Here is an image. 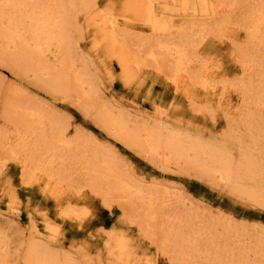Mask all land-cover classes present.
<instances>
[{
  "label": "rangeland",
  "instance_id": "obj_1",
  "mask_svg": "<svg viewBox=\"0 0 264 264\" xmlns=\"http://www.w3.org/2000/svg\"><path fill=\"white\" fill-rule=\"evenodd\" d=\"M228 1L226 4L217 0H162L163 3L159 1L157 16L164 25L158 34L149 31L147 25L134 16L130 0H98L99 3L91 10L79 13L78 29L70 30L69 33L72 45L70 60L75 64L73 72L76 73L73 74H79L82 78L85 75L83 79L92 85L90 87L88 83L94 92V98L93 95L85 97L82 91L68 88L69 86L57 90L47 88L46 78H35L31 72L23 71L22 67L2 55L0 50V138L5 136L11 139L16 134L14 132L20 130L17 120L21 115L18 114L15 119L8 106L13 103L17 108L27 105L42 110L47 120L52 118L63 127L70 140H81L83 143H79L77 147L76 141L74 148L70 149L76 156L69 149H63L59 155L55 154L56 157L53 153L39 157L40 151L31 149L29 153H36L38 162L36 165L31 164L34 168L30 169L29 176L24 175L23 170L12 160L6 168L0 167V264H28L32 246L48 247L47 250L55 254L60 264H227L245 248L246 264H264V259L258 262L259 257L255 254L260 251L256 247L260 240L258 238L264 235V204L260 203L264 200L242 192L237 188L235 181L227 185L222 183L217 176L214 177L195 165L184 161L178 163L168 156L163 157V154L158 157L150 156L139 146H133L120 139L115 131L107 128L101 121L102 115L110 113L114 118L125 119L130 130H161L164 138L171 133H178L193 141L201 140L203 144L225 147L235 162L242 160L244 154L249 151L251 141L256 135L259 136V129H264V100L261 102L263 105L260 104L259 109H255L256 106L252 104L254 100L251 98L252 101L248 102L246 94L244 93V97L242 93L243 90L240 92V89H237L250 85V82H254V87L258 85L259 88L261 83L260 87L263 86V81L256 75V68L253 70L247 64L243 67L242 61L243 52L247 50V61L255 57L258 61L263 59L264 62V41L254 42V46H251L248 42V32L246 34L251 26V16L249 20L246 18L255 10L257 4L264 5V0ZM234 2L236 3L233 4ZM216 4L223 5L219 7V13L214 11ZM117 19L118 21H115ZM102 24H109L111 29L116 28L115 37L123 45L125 43L124 46L131 47L134 52L138 50L139 44L142 45L146 41L143 47L146 50L149 49L148 45L158 44L160 41L176 52L177 47H181L187 39L185 47L189 50L188 55L195 60V67L197 64L193 69L195 82L190 81L191 83L186 85V91L181 88L180 93L175 92L166 81L164 72L157 70L148 61L145 65L146 60L141 58L142 54H139L142 62L133 57L139 64L134 62L130 52L126 53L129 48L124 47V54L128 55L130 62L133 61L130 65L132 75L127 77L116 60L112 46L101 36ZM210 27L221 28L219 33L212 35ZM200 28H207L204 30L207 31V38L209 37L206 48L197 47L198 35H202L198 32ZM178 33L181 35L178 36ZM55 54L56 52L52 51L47 55L45 60L48 59V62L44 63L56 66ZM163 63L166 65H163V68L169 72L171 65L167 59ZM41 79L44 80L41 82ZM199 80L219 89L224 85L228 87L225 96L227 99L223 105L204 98V90L196 86ZM255 80L257 83L260 80L259 84L256 85ZM235 88L239 92H235ZM171 99L174 104L168 106L167 103ZM251 129L253 131H250ZM241 132L250 138L247 139L244 135L245 138ZM261 135L263 136L264 132ZM7 138L3 139V144L0 143L2 163L10 157L5 141ZM262 139L264 136L260 138L255 150L259 157H263L264 163ZM74 149L79 150L81 156ZM61 154L66 157L63 155L61 158ZM98 154V159L102 160V156L104 159L108 158L105 159L109 162L108 166L116 165L114 167L120 173L117 175L131 182L135 188L140 187L144 192H149V195L154 194L152 198L153 204L156 202L153 206L155 218L147 219L151 208L147 205L149 202L143 204L135 199L129 201L132 198L119 192H112L111 198L107 200L105 182L110 177L107 175L105 178V175L98 174L99 160L93 159ZM25 157L29 161L31 154ZM88 158L91 162L94 160L93 165ZM45 160L53 164L56 162L55 167L52 163L46 164ZM37 165L39 168L35 169ZM34 178L36 182L32 184ZM48 183L54 186L58 184L56 187L64 190L62 195L54 197L53 194L44 193V190L48 189L45 188ZM233 183L237 185L234 186ZM95 191L99 192L95 194ZM69 206L86 214L84 224L80 225L79 222L61 216L62 211H67ZM51 229L52 233L49 232ZM209 231L213 233L210 234ZM181 236L191 242V252L186 253L185 259ZM115 244H118V247Z\"/></svg>",
  "mask_w": 264,
  "mask_h": 264
},
{
  "label": "bare ground",
  "instance_id": "obj_2",
  "mask_svg": "<svg viewBox=\"0 0 264 264\" xmlns=\"http://www.w3.org/2000/svg\"><path fill=\"white\" fill-rule=\"evenodd\" d=\"M94 1H96V2H94ZM130 1H131V4H133L132 11H134V13H133L134 16L136 15L137 19L140 22H143L144 24H146L147 29L149 31L153 32L154 34H158L160 31H162L164 24H162V22L159 21L158 16H157V4L159 1L162 2V0H130ZM163 1L165 2V0H163ZM217 1L223 2L224 4H226V2L228 0H217ZM246 1L245 2L242 1V2L246 3ZM257 1H259V0H257ZM98 3H99L98 0H0V50L3 52L2 55H4L7 59L11 60L15 64L22 67L24 69L23 71L27 70L28 72H31L32 74H34L35 78L36 77L37 78H43V77L46 78L47 82L44 81V82H46L45 86L51 90H57L59 88H62L63 86L64 87L69 86L68 88H72L75 90L82 91V95L85 97H87L88 95L92 97V95L94 93L91 91V88H90L92 85L88 82L90 84V87H89L88 83L83 79L85 75L83 76V78H82V76H78L79 74L77 76L74 75L76 72L75 73L73 72V68H75L73 66L75 64L73 63V61L70 60L71 54H72V50H71L72 45H71L69 33H70V30L78 29L77 28L78 27V25H77L78 14L81 12L84 13L83 11H86V10H91ZM235 3L236 2H234L233 4H235ZM216 6H217V4H216ZM216 6L214 7V11H215V13H219V7L221 8L223 5L220 4L219 6H217V7ZM223 9H222V11H223ZM253 9H254V7H253ZM87 13H88V11H87ZM103 15L105 16V14H103ZM247 16H248V14H247ZM250 16H251V21L249 24L251 26H249V30L246 31V34L248 32L249 44L251 46L252 45L254 46V42L256 43V42L264 41L263 40L264 39V36H263L264 35V33H263V31H264V5H258L257 4L255 6V10H252L251 14H249V16L246 19L249 20ZM79 20H81V19H79ZM115 21H118V19ZM206 23H204V24H206ZM215 23H217V22H215ZM186 26H187V24H186ZM219 28H221V27H218L217 29L216 28L211 29V27H210L209 29L212 30L211 34L215 35L216 33H219ZM112 29L110 28L109 24H102V27L100 28V30L102 32L101 36L103 39L106 40L107 44H110L112 46V50L115 52L116 60L119 64L121 70L124 72V74L127 77H130L132 75L130 65L133 64V61L136 63H138L137 60L142 62L141 58L142 59L144 58L146 60V62L144 61L145 65L148 61V62L152 63L153 66H155V68L157 70L164 72V74H166L167 78H165V79L167 82L170 83V86L172 87V89L175 92H178L181 88H184L186 91V89H187L186 85H188V83L190 81L195 82L194 81L195 80V78H194L195 74L193 73V69L195 67V60L190 58L188 55L189 50H188V48L185 47L187 39L183 42V45L181 47L176 46L177 47V49H176L177 51L175 50L176 52H174V49H172V47L169 48L168 46H166L162 42L160 43V41L157 42L158 44L155 43V44L148 45L147 48H149V49H147V50L143 48L147 42L146 41L142 45L139 44V48L137 47L138 50H136V52H134L133 49H131V47L129 48V47L124 46L125 43L123 42L124 43V45H123L122 42L120 40H118L117 37H115L114 31L115 30L117 31V29L116 28L115 29L112 28ZM120 29L121 28H119V30ZM164 29H166V28H164ZM206 29H204V30H206ZM177 30H179V29H177ZM204 30L203 29H201L200 31L198 30V32H201L202 35H198L199 42L197 43V47L202 46L203 48L204 47L206 48L208 46L207 41H209V40H207V39L209 37L207 38V36H208L207 31L205 32ZM235 31H237V30H235ZM180 33H183V32H180ZM184 33H186V32L184 31ZM184 33H183V35H185ZM179 35H181V34L178 33V36ZM178 36H176V38ZM154 41H155V39H154ZM168 42H170V41H168ZM150 43H152V42H150ZM124 47L129 48V50H127L126 53L130 52L129 54L131 55L132 59H133V57H134V59H137V60L133 59V61H131L132 64L129 61V58L127 57L128 55L124 54V52H125L123 50ZM193 47H194V45H193ZM52 51L56 52L55 60L57 61V63H56L57 65L53 66V67L51 66L52 64L48 63L50 65L49 66V65L44 63V61H46L45 58ZM139 54L140 55L142 54L141 58H140ZM243 55H244V58H243L244 60L242 61L243 67H245V64H247V66L251 67L253 70L256 68V71H255L256 75L263 81V86L260 87L262 84L261 83L259 88H258L257 84H259L260 80H258V83L255 80L257 88L254 87L255 86V85H253L254 82H250V85L249 84L243 85L241 87H238L237 89H240V92H241V90H243L242 93H243V95H244V93L246 94V96L248 98V102H250L249 100H251V98H252L254 100V102L252 104L256 106L255 109L257 107L259 109L260 104L263 105L262 103H264V101H263L264 100V62L262 61L263 59L262 60L260 59V61H258L255 57L254 58L252 57L251 61H247V59L249 57L247 55V50H245L243 52ZM62 56H64V57L62 59H60ZM48 58H49V56H48ZM165 59H167V61L171 65V69L169 70V72H166V70L164 69L165 67L163 68V65H165V63H163ZM46 62H48V59ZM197 63H198V61H197ZM143 66H140V67L143 68ZM196 67H197V64H196ZM248 67H246V68H248ZM207 68H209V67H207ZM211 69H212V67H211ZM244 70H245V68H244ZM195 71L196 70H194V72ZM246 71H248V70L246 69ZM158 73H160V72H158ZM205 74H206V72H205ZM242 74H244V72ZM253 74H254V72H253ZM246 75H247V73H246ZM87 78H88V75H87ZM87 78H86V80L88 81L89 78L88 79ZM259 78H257V79H259ZM43 80L44 79H41V82ZM249 80H251V79L249 78ZM253 80H251V81H253ZM209 83H211V82H209ZM197 85L200 86V88L202 90H204V93L206 94L204 96V98L206 100H212L215 103H221L222 104L227 99L225 96H226V93H228V87L226 88L225 85L223 88L219 89L215 85L208 84V82H206V81L204 82V81H200V80L196 82V86ZM253 88H255V89H253ZM237 89L235 90V92H239V90H237ZM90 91H91V93H90ZM179 93H180V91H179ZM185 96H188V95H185ZM244 97H245V95H244ZM93 98H94V95H93ZM191 103H192V101H191ZM170 104H172V105L174 104L172 99L169 100V102L167 103L168 106ZM243 104H246V103H243ZM193 105H195V104H193ZM8 106L10 108V111H12L14 113L15 119L18 118V114L21 115V116H19L20 118H18V120H17V124L19 125L20 130L14 132L16 134L11 139L7 138L5 136L3 138H0V143H2V144L4 143L3 139L7 138L5 141H6L7 149H9V152H10L9 153V155H10L9 160L6 159L7 161H4L3 163L0 162L1 169L6 168L8 166L9 161L12 160V161H14V163L16 162L15 164H17L21 168V170H23L24 175L26 174L27 176H29V174L31 173L30 169L34 168L31 166V164L34 165L33 163H35V165H36V163L38 162V159H37L38 155L36 153H33V152L29 153L31 149L35 150V151L36 150L40 151V153L42 152V154L38 153L39 157H40V155L46 156L50 153H53V156H54L55 154H58L59 152L63 151V149H66V150L67 149H69V150L73 149L75 142L78 141V140H70L67 137V134L65 135L66 131L63 130V127L61 125L59 126L58 122L53 120L51 117H50L51 119L47 120L44 116L45 113L42 110L35 109V108L27 106V105L23 106V108L22 107L17 108L15 106V104H13V103H10ZM248 106H250V105H248ZM263 107H264V105H263ZM245 108L246 107H244V109ZM242 110H243V108H242ZM19 111L21 113H19ZM261 111H262V109H261ZM250 112H251V110H250ZM236 113L237 112H235V115H236ZM259 113H261V112H259ZM259 115H261V114H259ZM225 116H226V114H225ZM245 116H247V118H248V113H246ZM239 118H241V117H239ZM256 118H255V120H256ZM242 119L243 118H241V121H244ZM245 120H247V119H245ZM101 121L103 122V124H105V126H107V128L113 130V132L115 131L120 139H122L126 143L128 142L129 144H131L133 146H139L140 148L145 150L146 154H148L150 156H155V157L157 156L158 157V155L163 154V157H164V155L168 156L169 158H171L172 160H175L178 163L181 161H184L186 163L195 165L197 167L202 168L206 173L213 175L214 177L217 176L218 180L221 181L222 183L227 185V183L230 184V182L235 181L238 185L236 183H233V185L235 186V184H236L237 188L240 189L242 192L249 194L252 197H257V198H261L262 200H264V163H263V159H262L263 157H259L258 156L259 153H256V150H255V148L257 147V144L259 143L260 138H263V136H264V135L263 136L261 135L264 132V129H263L264 127H262L263 130H261V128L259 126V128H260L259 132H258L259 136L256 135L255 138L253 139V141H251L252 144H251V146L248 147L249 151H247L244 154V157L242 160H240L239 162H235L230 157V155H229L230 152L227 151L228 149L226 150L225 147H216L213 145L203 144L201 140L200 141H193L192 139L190 140L188 137L187 138L182 137L178 133H171L167 137L164 138V137H162V134L160 132L161 130L160 131L149 130L147 128L146 129L137 128L135 130H130L125 119L120 118V117L114 118L112 116V114H110V113H108L107 115H102ZM250 121L251 120H249V122ZM255 124H258V123L255 122ZM250 127H251V124H250ZM246 128H248V127H246ZM252 128H253V126H252ZM248 129H250V128H248ZM253 129H257L256 126ZM250 131H253V130L251 129ZM261 131H262V133H261ZM231 134H232V132H231ZM239 134H240V132H239ZM229 135H230V133H229ZM242 135L244 136L245 134L242 133ZM248 137H247V139L250 138V137L249 138ZM233 138H235V137H233ZM236 139H238V138H236ZM240 139H241V137L238 139L239 143H240ZM262 140L264 141V139H262ZM243 141H245V140L243 139ZM76 143H77L76 146L79 147V145H80L79 143H82V141L79 140ZM247 143H245V144H247ZM244 145H242V146H244ZM245 146H247V145H245ZM84 147L87 148L86 146H84ZM79 149H81V148H79ZM243 149L245 150V148H243ZM66 150H65V152H66ZM262 150L264 151V149H262ZM75 151L79 153V150H75ZM71 152H73V151H71ZM84 152L86 153V150H84ZM96 152L94 151V153H96ZM66 153H68V151ZM85 153H84V155H85ZM29 154H31V158L28 161V159L25 156L29 155ZM73 154H74V152H73ZM90 154H92L91 151H90ZM63 155L61 158H63L65 156V155L64 156ZM79 155L81 156L80 153H79ZM99 155L100 154H98V156H96V158H93V159H98ZM74 156H76V155L74 154ZM28 157H30V156H28ZM51 157H52V154H51ZM55 157H56V155H55ZM59 158H60V156H59ZM101 158H103V159L102 160L98 159L99 160L98 172H100L98 174L99 175H105L104 176L105 178L107 175L110 177L107 179L108 181L105 182L106 183L107 196H108V197L106 196L107 200L109 198H111L112 192H119V194L122 193V194L132 198L131 200H129L130 199L129 198L128 199L129 201H132L135 199V201L136 200L141 201L143 204L149 202V204H147V205H150L151 208H149V211L147 214V219H149V220L153 219V217L155 215L153 206L156 203L155 202L153 204L154 200H153L152 196L154 194L149 195V192H147V193L144 192L142 189H139L140 187L135 188L136 186L134 187L131 182H127L123 177H121V175H117L120 173H118L119 172L118 169L117 170L115 169L116 165H114L115 167L114 166H108L109 162H106V160L108 158L106 159V157H105L106 160L104 159L103 156ZM191 158L193 160H191ZM71 159H73V158H71ZM93 159H92V162L94 161ZM53 160H55V159H53ZM87 160H89V158ZM59 161H60V159H59ZM45 162H46V160H45ZM76 162H78V161H76ZM92 162L90 164L93 165ZM47 163L50 164L52 162L47 161L46 164ZM70 163H72V162H70ZM88 165H89V162H88ZM79 166L80 165H78V167ZM89 166H91V165H89ZM54 167H55V165H54ZM58 167H61V166H58ZM64 167H63V169H66ZM38 168L39 167L37 165V168H35V169H38ZM82 168H84V167L82 166ZM92 169H94L93 166H92ZM45 170L47 171V168ZM89 170L91 171L90 168H89ZM89 170L87 169V171H89ZM38 171H40V170H38ZM65 171L66 170H64V172ZM59 172H60V168H59ZM92 172H93V170H92ZM32 173H34V172H32ZM36 173H38V172H36ZM40 174H41V172H40ZM65 174H67V173L65 172ZM57 176H55V177H57ZM95 177H97V176H95ZM104 177H102V178L104 179ZM35 178H36V175H35ZM35 178L32 180L33 181L32 184L36 182ZM49 179H51V178H49ZM54 179L56 180V178H53V180ZM62 179H63V177H62ZM87 179H88V176H87ZM91 181H93V180H91ZM102 182H104V181H102ZM56 184L57 183H55V185ZM96 185H98V184H96ZM48 186H50V187H48ZM52 186H54L52 183H48L47 187H45L46 189L47 188L48 189L46 191L43 189L44 193L51 194V195L53 194L54 197H58V196L62 195L64 190L56 187V186H58V184L54 187H52ZM72 186L73 185H71V188H72ZM93 192H94V189H93ZM97 192H99V191H97ZM97 192L95 191V194ZM150 194H152V193H150ZM98 196H99V194H98ZM122 199H124V198H122ZM260 203L264 204V202H260ZM69 207L67 208V211H65V209H64V211H62L63 213L61 214V216L64 219H69L71 221L79 222L78 224L82 225L83 221H85V219H86L85 218L86 214L82 213L81 210L79 211L78 209L73 208L72 206H71L72 208L70 207V209H69ZM202 231H200V232H202ZM204 231H206V230H204ZM228 231H230V230H228ZM49 232L52 233L53 229H51V231H49ZM233 232H234V230H233ZM236 232L238 233L239 231L236 230ZM202 233H205V232H202ZM209 233L212 234L213 232L209 231ZM228 233L230 234V232H228ZM184 237L185 236H181L180 239H181V242L183 243V246H184L183 258L185 259L186 253L191 252V242L189 243V239L188 238L185 239L186 237L185 238ZM258 239H260V240H259L258 244H256L257 245L256 247L260 251H258L255 254H256V256L259 257L258 262H262V260L264 259V254L263 255L261 254L262 252L264 253V235H261ZM115 245L118 247V244H115ZM256 247L253 250H255ZM47 248L46 247L44 248V246H42V247L32 246L30 248V252H29V256H28V260H27L28 264H60V261L55 256V254H53V252L51 250H50L51 252L49 251V249L47 250ZM245 249H242L240 252H238V255L235 256V258L231 262H228L227 264H246L247 253H246ZM249 250L252 251L251 249H249ZM188 257H190V256H188ZM263 263H264V261H263Z\"/></svg>",
  "mask_w": 264,
  "mask_h": 264
}]
</instances>
